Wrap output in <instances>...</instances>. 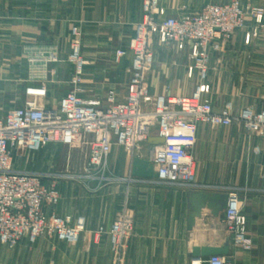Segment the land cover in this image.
I'll use <instances>...</instances> for the list:
<instances>
[{
	"label": "crops",
	"instance_id": "crops-1",
	"mask_svg": "<svg viewBox=\"0 0 264 264\" xmlns=\"http://www.w3.org/2000/svg\"><path fill=\"white\" fill-rule=\"evenodd\" d=\"M231 1L161 0V7L165 16L178 17L196 14L208 4ZM240 1L244 6L264 8V0ZM141 17V0H0V55L8 59L0 61V82L6 84L0 88V99L13 90L25 99L26 88L36 83L30 60L39 51L56 50L60 61L48 64L45 83L46 105L58 107L60 99L72 89L74 67L67 62L73 42L71 26L79 28L81 55L87 62L83 78L88 96L104 99L114 90L124 99L132 55H127L121 69L115 63V54L117 50L128 51ZM255 28L258 36L252 38ZM220 46L221 50L211 57L205 82L210 86L213 110L228 108L238 114L251 108L264 112V19L257 27L247 17L245 27L230 40H221ZM172 47L178 56L189 58L188 46ZM190 64L183 70L154 66L147 78L150 94L191 96L202 82L197 72L192 78L188 76ZM13 82L16 87L9 85ZM6 110L0 108L2 113ZM123 151L113 148L110 171L101 187L98 177L87 178V171L76 176L19 167L16 164L21 157L15 154V170L55 176L60 202L45 208V213L74 220L84 217L86 225L76 244L47 237L35 243L23 239L15 249L0 244V264H193L198 262L191 257L193 249L220 248L229 240L227 260L233 264H264V139L246 135L236 124L228 128L200 124L193 150V188L133 178L132 162ZM135 157L148 159L147 149L141 148ZM228 190L240 193L252 244L249 251L232 244L224 225L225 211L213 218L204 210L194 229H188L191 192L227 194ZM125 208L133 219L134 231L125 242L119 263L109 237L98 230L109 229Z\"/></svg>",
	"mask_w": 264,
	"mask_h": 264
},
{
	"label": "built area",
	"instance_id": "built-area-1",
	"mask_svg": "<svg viewBox=\"0 0 264 264\" xmlns=\"http://www.w3.org/2000/svg\"><path fill=\"white\" fill-rule=\"evenodd\" d=\"M142 17L136 24L129 49L117 50L115 63L130 53L132 63L126 97L111 90L104 99L91 98L84 83L87 62L82 59L80 33L71 26V53L67 59L74 67L72 89L64 95L57 108L46 105L48 88L45 83L49 63H58L56 50L39 51L30 60L35 67V84L27 87L25 101L19 107L0 111V244L15 249L23 239L35 243L39 238H56L76 244L85 230L86 220L71 216H48L45 208L60 202V193L53 175L41 172L17 171L14 156L36 153L50 146L90 149L87 178H99L98 187L105 185V176L113 148L119 147L132 162L135 153L146 148L148 160L158 176L156 182L193 188L198 127L208 124L214 128L239 125L248 136L264 139V112L251 108L238 114L228 108L213 110L209 99L210 86L205 83L208 65L214 53L221 50L220 41H228L245 27L250 16L257 27L264 19V9L245 10L240 0L225 4L205 5L196 14L165 16L161 0H141ZM258 35L255 28L252 36ZM189 47L191 64L188 76L197 72L202 82L191 96H175L170 92L153 97L147 78L155 61L153 41ZM151 138L164 139V144H150ZM229 203L224 212V225L235 247L245 251L252 248L248 238L247 218L242 212L240 193L228 190ZM134 222L125 210L109 229L107 235L113 252L122 262L126 240L133 234ZM193 264H227L224 257H211Z\"/></svg>",
	"mask_w": 264,
	"mask_h": 264
},
{
	"label": "rangeland",
	"instance_id": "rangeland-1",
	"mask_svg": "<svg viewBox=\"0 0 264 264\" xmlns=\"http://www.w3.org/2000/svg\"><path fill=\"white\" fill-rule=\"evenodd\" d=\"M243 7L245 10H252L256 8L264 9L263 7H257V6H244L243 5ZM251 37L253 38L252 35ZM170 46L177 47L176 44L164 45V44H161L158 40L153 41L155 61L151 67V70L154 66L155 67L159 66L164 69L165 68L170 69L172 67V68H179L183 70L185 65H188L191 63V60L188 58V56H184V55L178 56L177 52H175L172 49L173 47L171 48ZM169 48H171L170 51L167 50ZM7 60H8L7 57H2V55H0L1 63ZM0 69H1V66H0ZM5 85H6L5 83L3 84L2 82H0V88ZM9 85L12 87H16L15 86L16 83L14 82L10 83ZM21 101L24 102L25 99H22V97H20L19 94L16 95L15 90H13L12 93L9 95H6V97L5 95L4 96L1 95L0 108H3L6 110V108L9 106L19 107ZM89 152H90L89 147L85 145H81L76 148H69V147L58 146V145L50 146L36 153H29V152H26L23 154L19 153V157L21 158L17 161L16 165L19 167H27L29 169H34V170H39V171L52 170L54 173L72 174V175L78 176V175H83L86 172V165L88 161ZM123 153L126 154L124 151ZM43 154H45V156H43ZM55 156H56V159H52V157H55ZM122 157L124 158V156ZM123 158L119 159L118 162L120 163L123 162ZM58 160H61V162L60 161L58 162ZM110 161L111 160H109V163ZM51 167H53V169H51ZM109 171L110 169L108 167L107 173Z\"/></svg>",
	"mask_w": 264,
	"mask_h": 264
},
{
	"label": "water",
	"instance_id": "water-1",
	"mask_svg": "<svg viewBox=\"0 0 264 264\" xmlns=\"http://www.w3.org/2000/svg\"><path fill=\"white\" fill-rule=\"evenodd\" d=\"M125 58H121L119 65L122 69L124 66ZM164 139L151 138L150 144L161 145L164 144ZM131 175L133 178L138 179H151L158 178L154 165L148 159L135 157L131 164ZM229 203V196L225 193H205L191 192L189 194V207L190 215L188 220V229L192 231L196 226L197 220L203 217V211L208 210L213 218H219L220 214L226 211ZM231 252L230 240L220 248H195L192 251L191 257L197 261L208 259L211 257H224L228 258ZM227 264H233L231 260H227Z\"/></svg>",
	"mask_w": 264,
	"mask_h": 264
}]
</instances>
